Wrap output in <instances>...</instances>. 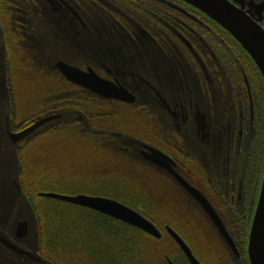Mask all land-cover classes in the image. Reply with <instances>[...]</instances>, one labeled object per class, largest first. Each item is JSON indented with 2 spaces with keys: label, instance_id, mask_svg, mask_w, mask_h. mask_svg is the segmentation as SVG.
<instances>
[{
  "label": "flooded vegetation",
  "instance_id": "obj_1",
  "mask_svg": "<svg viewBox=\"0 0 264 264\" xmlns=\"http://www.w3.org/2000/svg\"><path fill=\"white\" fill-rule=\"evenodd\" d=\"M260 23L264 27V19ZM237 43L219 23L184 0H0V77L4 72L10 83L9 77L19 76L21 65L29 64L31 72L25 71L18 80L47 79L45 92L34 89L31 94L32 103L37 104L41 92L46 96L47 112L61 114L49 123L74 113L71 116L76 123H91L83 131L93 128L101 134L95 136L90 134L93 131H86V139L109 143V136L103 134H115L114 138L128 144L124 147L126 152L143 163L137 165L148 169L149 179L160 173L156 170L161 171L181 198L190 199L201 208L230 248L180 177L196 187L236 244L239 255L230 248L232 253L250 264L249 235L264 174V80L261 73L260 77L249 70ZM55 46L65 49L68 57L56 61L49 57L45 49ZM59 61L85 72L91 68L98 77L124 86L136 96L135 102L106 97L69 80L57 66ZM51 62L54 64L50 72L40 71L37 66ZM70 86L94 97L93 112L88 111V101L81 103L85 94L76 99L78 104L56 99ZM14 90L10 84L6 88L11 116L18 110L21 115L26 109L21 98L12 96ZM6 91L1 88L0 96H7ZM33 118L27 114L16 118L12 131H21L38 120L32 121ZM105 119L110 126L102 124ZM59 126L63 124L52 130ZM10 130L7 128L6 132ZM9 133L6 135L10 138ZM30 136L21 143L28 142ZM154 151L166 157L168 168L145 156ZM180 200L177 213L184 214L189 206ZM31 202L25 204L26 210L37 216ZM15 210L19 211V207ZM33 216H13L9 235L19 249L2 242L0 264H48L38 257L39 252L48 259L41 251L39 237L34 248L26 240L28 235L19 238L16 234L22 221L28 222L30 231ZM167 225L165 231L173 239ZM205 256L209 262L213 260L209 254ZM165 260L177 264L168 255Z\"/></svg>",
  "mask_w": 264,
  "mask_h": 264
},
{
  "label": "rangeland",
  "instance_id": "obj_2",
  "mask_svg": "<svg viewBox=\"0 0 264 264\" xmlns=\"http://www.w3.org/2000/svg\"><path fill=\"white\" fill-rule=\"evenodd\" d=\"M28 50L31 52V49ZM45 52L49 57L52 56L51 58L55 61L57 58L68 57L65 49L56 46L50 49L46 48ZM26 55L30 56L31 54ZM53 64L51 62L36 65L40 71L50 72L53 71ZM10 66L9 64V69ZM21 68L22 73L20 75L22 74L23 77L25 71L30 73L32 69L29 64H22ZM2 70L5 71L4 66H2ZM56 72L55 70L54 73ZM12 76L14 77V75ZM19 76H15V80L9 77L10 83H8L4 72L0 77V89L6 91L9 84L11 87L14 86L15 90L12 96L21 98L26 108L21 111V115L18 110L17 114L14 111L16 117L11 116L7 91V96H0L3 105H0V244L3 242L11 248L19 249L16 248L17 246L14 245L11 235H9L12 218L14 215L18 217L33 216L27 212L25 204L33 201L35 205H38L39 200L33 196L38 193V190L44 188L45 191L64 194L94 191L105 195H118L130 203L146 206L149 215L163 232L162 238L152 236L153 238L143 239L144 246L150 253L149 264H168L165 255L179 263L185 260L178 245L166 233L165 224L176 228L192 246L196 254L204 259L205 264H248L244 258L235 257L201 208L198 205H193L190 199L181 198L176 192L177 190L165 181L161 171L156 170L158 173L160 172V175H151V179H149L148 169L137 165L143 163L138 161L132 153L126 152L124 147L128 144L119 138H114L115 134L112 132L103 134L109 136V143H97L86 139L88 135L85 133L86 131H93L90 134L95 136L101 134L93 128L83 131L84 128L91 127V123L83 122L82 126L81 123L78 124L73 121L74 118L71 114L74 115V113H71L69 117L58 120L56 123L47 122L42 125L31 134L28 142L21 143V140L13 143L6 135L9 133L6 132V129H11L10 132H13L11 124L17 122L16 118L24 117L27 114L30 118L34 117L32 120L34 121V119L52 114V112H47L49 107L46 106V96L41 95V92H45L47 89V85L44 84L47 83V79L29 77V79H21V81L18 80ZM34 83L35 85H33ZM29 87H32L30 92H28ZM34 89L38 92L41 91L38 95L37 104L32 103L34 95L31 93ZM83 92L79 88L70 86L68 92L65 94L61 92L60 97L56 99H62L65 103L70 101V104H78L76 99L85 94ZM85 95L81 97V103L83 100L88 101L91 104L88 111L93 112L94 97L90 94ZM108 122L107 119L102 120V124L105 126H110L111 123ZM59 124H63V126L52 130ZM17 173L18 175H16ZM15 179L19 180L20 186L24 190H21L17 184L15 185ZM160 186L167 189L163 190ZM171 196H175V198L173 199ZM178 199H182L183 205L189 206L184 214L177 213L180 209V205L177 203ZM17 207H19V211L16 212ZM39 234V220L37 216H33L26 240L30 241L34 248L37 246ZM206 253L209 254V258L213 259L212 261L209 262L210 259H205ZM38 254L36 253L48 264H52V261L55 264H95L87 259L82 251H79L78 256H75L78 258L67 257L68 259H64L65 255L59 262H55L51 256L46 254L49 260L44 256L43 258L39 252Z\"/></svg>",
  "mask_w": 264,
  "mask_h": 264
},
{
  "label": "water",
  "instance_id": "obj_3",
  "mask_svg": "<svg viewBox=\"0 0 264 264\" xmlns=\"http://www.w3.org/2000/svg\"><path fill=\"white\" fill-rule=\"evenodd\" d=\"M184 1L200 9L226 29L251 56L264 79V27L260 23V21L264 19V0ZM57 66L69 80L97 91L103 96L118 98L131 103L136 100V96L130 93L124 86H117L111 81L98 77L91 68H89L88 72H85L63 61H59ZM60 117L61 114H52L41 117L21 131L10 132V140L13 143H17L30 136V134L45 123L51 122ZM145 156L155 163L168 168V164L164 160L166 157L160 152L154 151L153 154ZM18 173L16 175H18ZM15 182V185L17 184L18 187L22 189L19 180L15 179ZM180 182L207 211L219 228L227 244L232 248L236 255H239L236 244L208 199L200 190L181 177ZM39 195L91 208L139 228L155 238H161L162 236L160 229L151 219L135 208L115 198L87 193L64 194L52 191L40 192ZM166 230L185 253L190 264H201L199 259L193 253L191 247L176 230L169 225L166 226ZM28 232V222H19L16 229L17 236L19 238H24L28 235ZM248 256L250 264H264V174L249 235Z\"/></svg>",
  "mask_w": 264,
  "mask_h": 264
},
{
  "label": "trees",
  "instance_id": "obj_4",
  "mask_svg": "<svg viewBox=\"0 0 264 264\" xmlns=\"http://www.w3.org/2000/svg\"><path fill=\"white\" fill-rule=\"evenodd\" d=\"M237 45L249 70L260 76V71L252 58L239 43ZM40 191L45 190L43 188L38 190ZM86 193L104 194L94 191ZM33 196L39 200L38 205L33 201L32 204L39 220L41 251L51 256L55 262H59L65 255L64 259L78 258L75 256L82 251L83 255L95 264H149L150 253L144 246L143 239L152 236L143 230L88 207L40 196L38 193ZM114 197L139 210L153 221L146 206L130 203L118 195ZM183 262L176 263H189L187 259Z\"/></svg>",
  "mask_w": 264,
  "mask_h": 264
}]
</instances>
